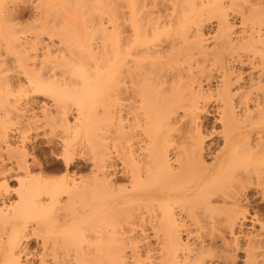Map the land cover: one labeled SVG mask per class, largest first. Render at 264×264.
<instances>
[{
  "label": "bare ground",
  "instance_id": "bare-ground-1",
  "mask_svg": "<svg viewBox=\"0 0 264 264\" xmlns=\"http://www.w3.org/2000/svg\"><path fill=\"white\" fill-rule=\"evenodd\" d=\"M10 1L0 264H264V0Z\"/></svg>",
  "mask_w": 264,
  "mask_h": 264
},
{
  "label": "rangeland",
  "instance_id": "rangeland-1",
  "mask_svg": "<svg viewBox=\"0 0 264 264\" xmlns=\"http://www.w3.org/2000/svg\"><path fill=\"white\" fill-rule=\"evenodd\" d=\"M11 1H13V2H15L14 3V5L16 4V6H17V4H18V6H19V4L21 5L22 4V2L24 1V0H11ZM10 1V3H12L13 4V2H11ZM26 2H27V0H25ZM30 1V3H31V6H32V3H36V0H28V2ZM63 1H64V3H63ZM62 2H61V5H62V3L64 4V5H62V7H61V11H60V15H61V17H63L62 19H64L65 20V22H66V24L68 25L69 24V22H67V21H69V18L71 19V17H72V19L73 20H71L72 22H73V25H74V27L76 28V29H80V30H82V27H84L83 29L84 30H87V28H92V24L95 26L96 25V23H97V21L99 22L100 20L101 21H105L106 20V18H107V16H108V7H110V5H108L107 3H111V1L109 0H63ZM100 2V3H98L97 4V2ZM113 1V0H112ZM115 1H117V0H115ZM26 2H24L23 4H24V6H26L25 4H26ZM27 2V3H28ZM70 2V3H69ZM30 3H28V4H30ZM66 3V4H65ZM103 4V5H102ZM70 5H71V7H70ZM22 6V5H21ZM30 5H29V8L31 7ZM27 7V6H26ZM73 7H74V9H73ZM86 7H88V8H86ZM97 7V8H96ZM28 8V7H27ZM99 8V9H98ZM101 8V9H100ZM106 9H107V11H106ZM91 12V14L88 12ZM101 10V11H100ZM95 14V15H94ZM100 14V15H99ZM93 15V16H92ZM67 18H66V17ZM70 16V17H69ZM95 16V17H94ZM26 17H29V9H28V11H26ZM65 17V18H64ZM75 19V20H74ZM92 19V20H91ZM96 19V20H95ZM99 19V20H98ZM103 19V20H102ZM27 20H28V18H27ZM26 20V21H27ZM74 21L76 22L75 24H74ZM89 21V22H88ZM91 21H93L92 22V24H89ZM95 21H96V23H95ZM78 25V26H77ZM82 25V26H81ZM97 26V25H96ZM95 26V27H96ZM71 27V26H70ZM77 27H79V28H77ZM79 30V31H80ZM88 32H89V30H87ZM95 34V37H98L96 34H97V31H95V29L93 30V32H92V34ZM47 161H48V163H50L51 161H50V159H47ZM85 174H87V172H85L84 173V175ZM57 175H60V174H57ZM264 202H262L261 204L259 203L258 204V201L255 203V207H256V209L258 210V212L260 213V214H262V211L264 212V204H263ZM258 206V207H257ZM261 206V207H260ZM259 208H260V210H259ZM261 209H263V210H261ZM262 215H264V213L262 214ZM242 257V254L240 255V254H238V258L240 259ZM238 264H240V263H238Z\"/></svg>",
  "mask_w": 264,
  "mask_h": 264
}]
</instances>
